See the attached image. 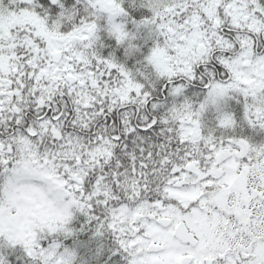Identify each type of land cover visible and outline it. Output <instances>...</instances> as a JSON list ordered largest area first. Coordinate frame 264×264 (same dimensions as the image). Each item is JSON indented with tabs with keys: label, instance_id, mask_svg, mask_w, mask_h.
<instances>
[{
	"label": "trees",
	"instance_id": "1",
	"mask_svg": "<svg viewBox=\"0 0 264 264\" xmlns=\"http://www.w3.org/2000/svg\"><path fill=\"white\" fill-rule=\"evenodd\" d=\"M236 4L258 18L257 31L232 23ZM173 24L199 30L205 55L182 67ZM242 36L260 53L264 0H0V205L28 159L60 179L69 211L61 228H35V252L0 233V264H57L43 257L53 244L74 251L69 264H140L138 215L126 225L115 212L166 200L188 181L186 167L208 150L179 119L198 118L200 140L204 119L225 115L227 97L210 103L206 90L226 76L222 58L240 51ZM263 254L253 250L246 264H264Z\"/></svg>",
	"mask_w": 264,
	"mask_h": 264
},
{
	"label": "flooded vegetation",
	"instance_id": "2",
	"mask_svg": "<svg viewBox=\"0 0 264 264\" xmlns=\"http://www.w3.org/2000/svg\"><path fill=\"white\" fill-rule=\"evenodd\" d=\"M227 29L221 31L228 32ZM234 41L237 43L235 37ZM237 47L240 50L243 44ZM255 50H261L256 55L264 53V42ZM236 53L230 51L225 57L231 58ZM224 71L226 76H222L221 82L228 84L229 92L238 91L240 99L228 102L230 110L224 116L204 119L209 122L206 127L209 133L203 139L197 140L201 134L194 135L193 119L182 123L190 126L186 135L194 144L208 152L200 163L186 167L182 177L188 181L182 180L171 187L183 192H170L166 200L150 202L147 213L160 226L166 222L162 218H168L170 222L165 228L173 229L179 221H185L196 238L194 246L183 244L191 249L200 244L199 231H206L201 245L207 254L200 264H246L253 250L264 253V88L256 90L258 83L264 85V77H255L248 84L236 80L228 65ZM197 209L200 213L205 210V227H196L197 218L192 224L186 223ZM183 257H187L185 264H194L190 251L182 253L177 264Z\"/></svg>",
	"mask_w": 264,
	"mask_h": 264
},
{
	"label": "rangeland",
	"instance_id": "3",
	"mask_svg": "<svg viewBox=\"0 0 264 264\" xmlns=\"http://www.w3.org/2000/svg\"><path fill=\"white\" fill-rule=\"evenodd\" d=\"M232 13L233 24L250 26L255 31L261 26L255 15H248V10L240 9L237 4L234 5ZM173 26L176 29L173 33L171 44L174 46L175 53L178 54V59L183 67L198 59V47L201 45L206 46V42L202 33L197 29L184 30L177 29L179 27L177 24H173ZM85 31L86 27L68 36L55 35L49 39V44L52 48L58 49L65 43L69 44V40H75L77 37L83 36ZM247 39L244 36L241 37L243 47L235 56L231 58L223 57L222 59L233 71L236 80L242 79L250 84L255 77H264V53L253 54L250 45H246L245 41ZM223 41H227V38H223ZM227 85L218 82L210 86L206 90V98L209 99L207 100L210 103H216L217 98L223 95L227 97V102L233 100L234 97L238 98L237 94L239 92H229ZM183 129L188 133L190 126L184 125ZM207 133H209V130ZM59 182L60 179L46 165L34 160H22L21 165L16 169L14 176L9 181L5 196L6 202L0 205V233H3L12 242H25L28 245V251L35 252L32 243L35 228L45 225L59 229L69 214L67 204L60 196ZM170 192L180 193L183 191L170 189ZM183 204L185 205V203ZM149 208L148 202H141L133 208L122 206L115 212L116 218L121 223L125 222L126 225V221H131L134 216L138 215V223L142 231L133 237L134 242H137L138 246L144 245L146 247L148 243L162 244L164 246L160 252H145L141 254L137 263L154 264V261L158 260L159 263L163 262V264H177L181 254L185 251H190L194 255L193 263L200 264L201 258L207 254L206 250L202 249L204 245H201L206 231H199L200 244L191 249L172 237V227L164 228L159 224L153 223L144 214ZM200 212V209H197L186 223L192 224L193 219L197 218L199 223L196 227H205L207 224L204 217L205 210L203 213ZM174 216L176 218L179 217L178 213H175ZM184 219L186 220L187 218L184 216ZM43 257L46 263L69 264L75 257V253L70 248H60L58 244H53L45 250Z\"/></svg>",
	"mask_w": 264,
	"mask_h": 264
},
{
	"label": "water",
	"instance_id": "4",
	"mask_svg": "<svg viewBox=\"0 0 264 264\" xmlns=\"http://www.w3.org/2000/svg\"><path fill=\"white\" fill-rule=\"evenodd\" d=\"M262 89V86H257L256 87V90L259 91ZM184 118H181L180 121H183ZM196 126L198 125V122L195 120L193 122ZM195 135H199L200 134V129H196L195 130ZM221 157V156H220ZM163 220V219H162ZM166 222H162V225L163 226H166L168 223H169V220L168 219H165ZM173 237L177 238L180 242L182 243H190L191 245H195V238L192 234L191 231H189L186 226L184 225L183 222H179L173 233H172ZM161 246L159 245H154V244H149L147 247H146V251L148 252H156V251H159L161 250ZM186 258L183 257L182 260H181V263L180 264H183L185 262Z\"/></svg>",
	"mask_w": 264,
	"mask_h": 264
}]
</instances>
